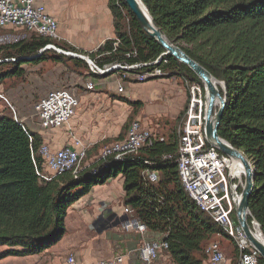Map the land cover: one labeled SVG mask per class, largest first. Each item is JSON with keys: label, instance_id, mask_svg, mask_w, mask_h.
<instances>
[{"label": "trees", "instance_id": "trees-1", "mask_svg": "<svg viewBox=\"0 0 264 264\" xmlns=\"http://www.w3.org/2000/svg\"><path fill=\"white\" fill-rule=\"evenodd\" d=\"M142 2L171 43L224 82L226 90L222 87L220 90L227 105L219 135L253 164L255 178L248 218L251 225L253 220L259 223L264 235V0ZM109 8L115 37L92 52L100 64L152 63L137 71L161 68L165 74L147 81L181 77L200 84L205 98L203 81L187 65L166 54V49L144 30L124 0H109ZM117 41L119 45L115 46ZM50 42L72 52L89 53L36 34L0 46V85L6 79L22 76L25 64L46 61L66 65L72 62L75 71L80 68L87 71L88 81L110 75L91 73L86 62L78 57L53 50L41 52ZM120 98L133 104L127 97ZM43 144V137L24 122L11 115H0V246H7L0 258L39 255L55 246L67 232L69 207L94 186L119 176L126 204L150 232L163 235L170 243L174 264H205L207 243L218 235L230 239L184 188L177 164V132L121 159L113 155L102 157L76 174L66 171L52 180L37 173L44 172L40 153ZM166 155L173 157L164 158ZM145 170L156 172L159 181L154 184L146 181ZM234 257H237L235 249ZM260 261L264 264L263 257Z\"/></svg>", "mask_w": 264, "mask_h": 264}, {"label": "built area", "instance_id": "built-area-1", "mask_svg": "<svg viewBox=\"0 0 264 264\" xmlns=\"http://www.w3.org/2000/svg\"><path fill=\"white\" fill-rule=\"evenodd\" d=\"M18 31L41 35L53 41L60 39L57 20L39 0H0V44H13L28 38V35L24 33H16ZM118 45L119 41L115 43V46ZM45 50H53L59 54L81 58L88 65L90 72L99 76L112 75L115 73L113 71L123 70L132 71L142 81H146L165 74L161 68L138 72V69L152 64L147 62L100 64L91 55L93 51L76 53L59 46L55 42L48 43L41 49V52ZM96 86L94 80L84 83L86 91H94ZM186 87L188 89L187 107L184 120L177 131L179 137L177 164L184 188L196 205L210 215L224 233L234 241L237 251L236 264H261L259 251L249 241L246 233L238 224L237 218H235L236 207L241 198V188L244 184L243 180L232 174V159L210 144L206 138V101L202 86L196 82L186 81ZM77 89L78 87L72 90L65 88L52 90L35 105L38 125L42 130L61 129L69 125L80 107ZM118 92H124L122 85H119ZM0 99L9 103L1 91ZM14 117L18 119L15 110ZM70 136L71 141L58 149H53L48 144L42 145L40 153L44 159V172L37 171L42 178L52 180L55 176L66 171H72L76 174L82 169L81 163L87 155L86 146L74 132H71ZM157 139L163 140L164 137L154 134L136 120L131 123L127 137L112 143L103 151L102 157L113 155L117 159H121L138 152L143 147L151 146ZM172 157L173 155L164 156L167 159ZM143 176L146 181L153 184L159 181V175L150 170H145ZM119 220V226L125 233H134L144 237L149 232L147 225L131 206L124 208V213L119 217ZM252 224L256 225L254 220ZM169 249L170 243L162 238L144 240L133 251L136 252L143 264H156L164 253H169ZM133 251L119 253L111 258L101 259L91 264H125ZM206 253L207 264H227L230 260L219 242L211 243ZM66 264L81 263L74 255H70Z\"/></svg>", "mask_w": 264, "mask_h": 264}, {"label": "rangeland", "instance_id": "rangeland-1", "mask_svg": "<svg viewBox=\"0 0 264 264\" xmlns=\"http://www.w3.org/2000/svg\"><path fill=\"white\" fill-rule=\"evenodd\" d=\"M47 1L50 2L51 0ZM16 33H24L28 35V38L35 35L26 31ZM0 46L4 45L0 44ZM42 64L39 68H35L34 72L26 75L27 70H25L22 76L6 79L0 85V91L9 100V103H7L0 99V115L14 116L15 110L17 118H22L18 108L2 87H16L31 79V91L27 87L26 91L21 92L23 96L20 98L25 101V105L28 104L27 99H29L31 107L26 108L25 112L32 115L30 119L40 128L35 105L52 90L64 88L72 90L78 87L76 93L80 99V107L76 117L65 128L53 132L64 133L66 142L62 146L71 141V132H74L83 141L88 157L81 163L82 168L99 160L103 151L112 143L117 142V137L126 138L130 124L133 121H140L143 126L149 128L154 134L166 138L168 135L176 133L184 120L185 112L181 120L177 121V110L180 108V110L185 109L184 107L187 105L185 103L188 101L186 80L181 77L174 76L172 78L142 81L132 71L117 70L108 77L95 78L96 89L86 91L84 83L88 81L89 76L85 69L80 68L79 72L75 71L72 68V62L66 65L46 61ZM28 65L33 66L36 64ZM119 85L123 86V93L118 92ZM28 92H31L29 96ZM38 94L41 95L38 96ZM120 97H127L133 104L124 102L123 98ZM139 102L141 104H137ZM24 123L26 124V122ZM99 192L103 196L106 195L105 198L108 201L106 214L99 218L96 217L94 224L88 225V228L83 229L81 234L77 235L74 229L72 231L70 228L75 226L67 220V232L53 248L38 256L28 258H0V264H66V260L70 255L77 256L78 253L86 257L96 256L97 259H105L115 253L132 251L135 245H131L134 243L131 238L134 236L123 232L121 226H119V214L123 211V208L128 206L125 202V190L122 187L121 179L111 181ZM99 227L100 229H98ZM79 236L82 241L77 246L75 243ZM138 238L149 241L162 239L163 235L149 231L144 237ZM138 242L140 241L138 240ZM213 242H220L227 258L232 259L230 264H236L234 241L227 239L226 236L218 235L207 243L206 248ZM225 247L229 248L231 252L228 253ZM5 249H7V246H0V254ZM127 261L131 264H143L134 251ZM156 264H174V262L169 253H164Z\"/></svg>", "mask_w": 264, "mask_h": 264}, {"label": "crops", "instance_id": "crops-1", "mask_svg": "<svg viewBox=\"0 0 264 264\" xmlns=\"http://www.w3.org/2000/svg\"><path fill=\"white\" fill-rule=\"evenodd\" d=\"M39 2L46 6L47 11L57 20L59 24L60 39L57 41H62L76 47L77 49H82L91 52L99 48L101 45H103L108 39H112L115 37L114 19L112 12L109 8V0H51L50 2H48L47 0H39ZM42 63L33 66L25 64L24 66L25 69L27 70L26 75H28L31 72H34L36 70L35 68H39L40 66L43 65ZM30 81L31 79L29 81L22 82L20 85H17L16 87H9V88L2 87V89L7 94V96L13 101L16 108H18L19 112L21 113L22 118L18 120L22 122H26V125L31 130L39 133L44 139V144H48L53 149L61 148V146L66 142L65 135L62 132L58 133L53 131L61 130L65 127L61 129H55L52 131L50 130L44 131L40 129L36 125V123H34L30 119L32 115H28L25 112L27 110L26 108L31 107V103L29 99H27L28 104L25 105L24 104L25 101L20 97L23 96L21 93L22 91H26L27 87L30 89L31 86ZM30 93L31 92H28V96L30 95ZM40 95L41 94H38V96ZM186 106L187 105H185V107ZM180 109L177 110V118L180 115V113L183 111ZM115 179H121V181L123 182L121 176L110 179V182ZM110 182L107 181L105 184H99L94 186L87 195L83 196L79 201L75 202L72 206L69 207L68 216L66 219V228L68 226L67 220H69V222L75 226L70 229L72 231L74 229L75 230L74 232L77 235L81 234V232H83V229L88 228V225L94 224L95 222L94 219L96 217L99 218L103 214H106L105 210H107L108 201L105 198L106 195L103 196L101 192H99V190L104 188V186L110 184ZM122 187H123V183H122ZM123 213H124V208L123 211L119 214V217L122 216ZM98 229H100V227ZM128 234L134 236L133 238H131V240H133L134 242L131 245L132 246L135 245V247L133 248V250H135L137 246H139L144 241V238L143 239L138 238V237H142L141 235L138 234H134V233H128ZM138 240L140 242H138ZM81 241L82 240L80 239L79 236L75 245L77 244L78 246L81 243ZM225 248L227 249V247ZM227 252L230 253L231 250L228 248ZM235 252L237 255L236 248H235ZM116 254L119 253H115L113 256H115ZM33 256H38V255H33ZM28 257H32V256H28ZM75 257L81 264H91L93 262L101 260V259H97L96 256L86 257L81 253H78L77 256ZM231 261L232 259H230L229 262H227V264H230ZM127 262L128 261H126L125 264H131ZM205 264H207V262H205Z\"/></svg>", "mask_w": 264, "mask_h": 264}, {"label": "water", "instance_id": "water-1", "mask_svg": "<svg viewBox=\"0 0 264 264\" xmlns=\"http://www.w3.org/2000/svg\"><path fill=\"white\" fill-rule=\"evenodd\" d=\"M133 14L137 17L144 30L156 41H158L165 49L166 54H170L180 62L187 65L204 83L205 89H209L210 95L206 102L205 110V134L208 142L215 146L220 152L231 159L240 160L245 168L244 184L241 191V198L236 207V217L238 224L246 233L249 241L259 251L264 259V243L259 241L255 236L257 227L260 230L259 223L251 225L249 222V202L254 188L255 171L253 164L248 157L239 149L231 145L227 140L219 135V127L227 105V98L221 94L213 83V79H217L206 67L188 55L181 47L171 43L158 27L151 13L142 0H124ZM116 72V71H113ZM218 80V79H217ZM219 81V80H218ZM222 88L226 90L224 82L219 81ZM220 100V105L216 109V102ZM263 238L264 235L260 230Z\"/></svg>", "mask_w": 264, "mask_h": 264}, {"label": "bare ground", "instance_id": "bare-ground-1", "mask_svg": "<svg viewBox=\"0 0 264 264\" xmlns=\"http://www.w3.org/2000/svg\"><path fill=\"white\" fill-rule=\"evenodd\" d=\"M213 83L215 84V86L217 87V89L219 91L220 90V87H222V84L217 80V79H213ZM209 95H210V91L209 89H205V101L208 102V99H209ZM220 105V100L218 99L217 102H216V109L219 107ZM231 171H232V174L238 178H241L243 180V183H244V173H245V168H244V165L243 163L240 161V160H235V159H232L231 161ZM255 236L257 237V239L261 242L264 243V238L262 236V234L260 233V230L259 228L257 227L256 229V232H255Z\"/></svg>", "mask_w": 264, "mask_h": 264}]
</instances>
